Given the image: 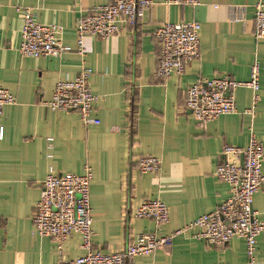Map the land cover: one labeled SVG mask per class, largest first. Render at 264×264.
Listing matches in <instances>:
<instances>
[{
	"label": "crops",
	"instance_id": "obj_1",
	"mask_svg": "<svg viewBox=\"0 0 264 264\" xmlns=\"http://www.w3.org/2000/svg\"><path fill=\"white\" fill-rule=\"evenodd\" d=\"M152 1L137 29L109 39L86 37L84 58L70 53L35 59L19 52L23 17L17 8L34 10L40 23L64 26V43L76 47L77 20L112 0H0V87L17 100L0 117V264L58 262L56 243L33 233L35 206L50 168L81 175L85 166L92 167L93 247L121 252L137 235L175 234L228 198L229 185L215 175L225 161L224 146L245 147L253 135L264 145V39L255 38L260 0H201L196 8ZM191 21L202 27L200 58L183 76H157L156 29ZM255 63L261 72L255 117L243 114L252 106L251 90L238 88L236 114L206 126L193 120L185 109L190 85L223 75L247 82ZM84 67L92 70L98 125L85 126L77 112L43 105L59 81L76 78ZM146 156L161 158L159 173L140 172ZM154 199L168 206V224L134 217L141 202ZM253 208L264 212V183ZM82 242L79 235L70 238L64 258L82 256ZM127 264H264V236L253 261L242 240L219 247L177 234L171 245Z\"/></svg>",
	"mask_w": 264,
	"mask_h": 264
},
{
	"label": "built area",
	"instance_id": "obj_2",
	"mask_svg": "<svg viewBox=\"0 0 264 264\" xmlns=\"http://www.w3.org/2000/svg\"><path fill=\"white\" fill-rule=\"evenodd\" d=\"M169 6L196 8L201 0H167ZM154 5L152 0H112L81 16L75 25L76 47L64 43V26L37 20L30 8H17L23 17L22 43L19 52L26 58H61L76 53L86 56L85 38L109 39L119 36L125 29L138 28L140 17ZM201 24L196 21L166 22L155 31L159 43L157 76L170 78L183 76L187 67L201 56ZM255 38L264 39V0L255 6ZM92 70L83 68L72 80L59 81L51 100L43 105L51 111L77 112L85 125H98L93 117L98 97L90 88ZM260 65L251 67L250 79L239 82L229 75L201 78L186 91L185 109L199 125L206 126L218 118L238 112L234 92L247 88L253 94L251 108L243 114L255 117L260 100ZM16 97L0 87V117L6 106L16 105ZM4 130L0 127V140ZM225 161L215 171L219 180L230 187V194L214 211L200 216L173 235L159 237L156 233L137 235L121 252L105 253L93 247L95 236L91 206L93 170L85 166L81 175L60 174L50 168L42 182L40 198L33 214V233L52 239L57 246L56 264H127L137 257L149 256L172 244L177 234H189L195 240L223 247L233 240H242L251 261L255 259L258 239L264 236V212L254 210L255 196L264 183V145L252 136L245 147L226 145L222 149ZM162 160L146 156L139 161L142 174L159 173ZM134 217L151 219L158 226L170 221L168 206L159 199L141 202ZM74 235L82 237L84 254L76 259L64 258L65 246Z\"/></svg>",
	"mask_w": 264,
	"mask_h": 264
}]
</instances>
